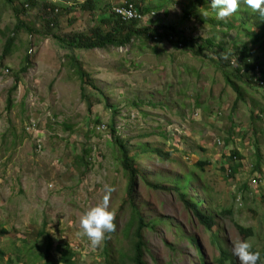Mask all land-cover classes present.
<instances>
[{"label": "rangeland", "instance_id": "obj_1", "mask_svg": "<svg viewBox=\"0 0 264 264\" xmlns=\"http://www.w3.org/2000/svg\"><path fill=\"white\" fill-rule=\"evenodd\" d=\"M23 1L15 0L20 10ZM45 1L58 10L54 14L62 28L61 36L95 24L89 15L77 12L76 6L85 0ZM106 2L118 6L125 0H98V7ZM146 4L164 9L139 22L138 27L151 22L162 31L172 25L186 35L211 38V23H206L203 30L194 19L178 24L193 0H146ZM66 7L71 11L65 14ZM26 8L21 12L22 20L34 33L17 36L11 52L2 57L16 21L11 8L0 2V230L7 232L0 235V249L5 253L4 261L44 264V254L56 260L59 249L69 246L74 264H104L100 253L104 241L100 248L93 249L86 237H77L76 233L81 231L84 213L102 202L105 185L114 189L109 210L115 212L116 224L106 240L115 245L114 252L119 248L130 250L123 231L132 208L125 203L127 177L110 136L112 118L116 135L127 142L129 150L141 144L171 154L168 162L152 153L139 159L137 165L145 180L168 188L174 178L191 174L187 194L202 200L199 207L215 222L211 230H205L177 192L153 190L139 179L131 195L132 204L146 220L156 223L152 231L142 232L148 264H217L219 249L212 244L217 240L232 255L233 245L246 240L261 255L264 82L259 89L245 86L239 97L213 66L190 53L183 56L167 40L154 41L156 52L152 50L153 41L143 38L108 51L63 48L41 34L43 18L48 16L36 8ZM202 8L206 14L211 11L209 4ZM232 21L236 24L239 19ZM240 30L232 28L225 40L251 47L245 33L250 28L243 26ZM252 52L264 63L263 52L255 47ZM26 58L31 65L26 73L19 74V83L11 91ZM73 60L95 87L87 90V100L81 98ZM255 76L261 80L257 69ZM232 151L242 156L238 160L242 168L229 178L228 170L221 169L232 165ZM198 162L207 164L199 167ZM257 163L259 170L254 172ZM224 209H230L232 216L222 215ZM235 224L251 228L253 236L243 237ZM43 227L45 234L39 237ZM190 238L196 240L198 248ZM233 258L241 264L236 256ZM4 261L0 264H6Z\"/></svg>", "mask_w": 264, "mask_h": 264}, {"label": "trees", "instance_id": "obj_2", "mask_svg": "<svg viewBox=\"0 0 264 264\" xmlns=\"http://www.w3.org/2000/svg\"><path fill=\"white\" fill-rule=\"evenodd\" d=\"M125 1L133 4L134 8L138 12L143 13V15L154 11L158 12L164 9L160 5L151 7L146 4V0ZM202 1L203 0H193V4L190 7L191 11L183 14V17L179 19L178 24H184L186 20H190L192 18L191 15L194 14V10L198 5L202 4ZM0 2L11 8L13 11V17L16 21V25L13 30V37L8 36L6 38L2 57L7 56L11 52L12 44L14 40H17V36L23 33H26V35H32L34 33V30L31 27L28 28V25L22 20L23 14H21V12L27 11L26 7H30L36 8L43 16H48L47 18H43L41 31L43 37L50 40L54 39L59 42L63 48H69L70 50H82L85 52H91L94 50L108 51L113 48H123L129 46L132 44L134 39H149L152 40L153 43L158 39L167 40L172 47L179 49L183 56L190 53L195 58H198V60L213 66L215 72L221 75L223 82L230 86L239 97L241 96L240 90L245 88V86L251 85L254 89H259L258 86H263L262 81L264 82V69L262 66L264 64H257L256 61H253V64H248L247 62H250L248 60L249 50L245 49V52L239 53L241 56H237L238 48L234 44L228 43L225 40L227 33L232 28H237V25H235L232 20L239 19V22H237L238 26H247L252 29V32L254 29L257 30L256 34L253 32L251 35L253 38L251 40L252 44L256 45L261 42L260 48H264V16H261L259 12L253 10L249 6H246L244 2L240 3V7L236 13L222 20L217 18L212 9L210 14L207 16L195 14L194 17L199 19L203 27H205L204 25H206V23H211L209 24V28H211L210 32L212 36L208 40H204L203 38L194 36L193 34L186 35V32L178 31L177 28L172 25L167 29L160 31L157 29V26L152 25L151 22L146 23V25H148L146 27H138V21L124 23L114 15L112 6H110L109 3L106 2L102 8H99L98 0H85L83 3L76 6L77 12L80 13V16L81 14H87L95 21V24L92 27L85 29L82 32H72V34L61 36L60 32L62 28L59 24V19L54 14L58 10L55 9L53 4L46 2L45 0H25V2L23 1L21 3L22 10H20L15 6V0H0ZM69 11H71V9L66 7L64 13L66 14ZM98 13H101V15H97ZM202 14L206 13L204 12ZM77 18L78 17H76L75 20ZM219 28H222V30L218 31ZM152 50L154 52L157 50L155 43ZM73 63L76 69L75 72L80 80L81 98L83 100H87V90L89 88L95 90V87L92 83L87 81L88 75L84 72L79 63L74 60ZM30 65V61L26 58L24 60V65L14 77L15 85L11 91L15 90L17 84L19 83V74L26 73ZM255 68H258V71L261 74V80L256 78ZM239 81H241V84L238 83ZM169 103H171V101H169ZM167 106L168 105L165 104V107ZM88 110H91V104H88ZM115 115L116 112H113V117H115ZM254 117L255 116L253 115L252 118ZM113 121L114 118H112L110 124V136L112 138V143L118 149V159L120 161L121 168L127 177L125 203H128L132 208L131 217L127 223V227L123 231L124 237L130 241V250L124 251L122 248H119L116 252H114L115 245L111 246L108 239H105L103 247H99L101 249L100 253L104 258V264H148L144 259L146 253L148 252V248L142 238V232L143 230L152 231L156 223L146 220L141 215L138 208L132 204L131 195L136 184L139 182V179H142V181L153 190L159 191L171 189L177 192L178 197L183 202L184 206L192 213L198 222L203 225L205 230H211L215 226V222L211 214L202 211L199 207V205L203 204L202 200H197L195 197L188 196L187 189L190 188L193 180L190 176L191 174L184 175L180 178H174L170 181L172 187L168 188L160 185V183H151L149 180L146 181L145 178L147 179V177L142 174L138 168V160L148 158L146 157V154L152 153L156 157H159L160 160L168 162L171 154L164 152L161 149H151L147 145L144 147L141 144L137 145V148L129 150L127 142L124 139H120L116 135L115 123L113 124ZM29 126L31 127L32 125ZM251 129H253V126ZM227 142L228 141L226 140L225 143L227 144ZM256 153L257 160L259 162L260 155L258 151ZM241 159L242 156L239 152L232 151L229 157V160L233 162L232 165H230L228 169L224 170L222 168L221 170H228L229 178H233L242 168V164L238 161ZM206 164V162H198L197 166L203 167ZM254 168V172H258L259 163H257ZM203 192L205 191L203 190ZM221 214L232 216L230 209H224ZM235 227L239 234L243 235V237L249 238L253 236L251 228L246 229L248 227H242L237 224H235ZM6 234L7 232L4 229L0 230V235ZM44 234L45 229L43 227V229L38 233V236L42 237ZM189 241L194 248H198V243L195 239L190 238ZM34 244L35 247L36 241ZM212 244L215 248L219 249V258L215 260L218 264H236L235 259L231 254H229L228 250L222 248V241H212ZM59 250L61 253L56 260L51 259L49 253H46V255L44 254V264H74V252L69 246L62 251L61 249ZM253 250L257 251L254 248ZM198 253L200 254L199 251ZM261 255V259L257 262V264H264V252ZM4 257L5 253L0 249V261H4ZM200 260L203 263V259L200 258ZM5 263L17 264L13 263L12 259L7 260Z\"/></svg>", "mask_w": 264, "mask_h": 264}, {"label": "clouds", "instance_id": "obj_3", "mask_svg": "<svg viewBox=\"0 0 264 264\" xmlns=\"http://www.w3.org/2000/svg\"><path fill=\"white\" fill-rule=\"evenodd\" d=\"M241 2L242 3L244 2L246 4V6H249L253 10L259 12V14L261 16H264V0H203L202 4L194 10V14L191 15V17H192L191 19H194L195 21L200 23L199 19L195 18L194 16H195V14H200V15H205V16L209 15L210 13L209 14H202L204 12L206 13V11H203L202 6L209 4L211 9L215 12L217 18L222 20V19L229 17L232 14L236 13L238 8L240 7ZM129 6H131L134 9V11L138 15V17L135 19L124 20L121 15L117 14L116 10L117 9H126V8H129ZM190 7H191V4H190ZM112 9H113L114 15L116 17H118L121 21H123L124 23L130 22V21H138V23H139V22L143 21L145 18H148V17L151 18V17H154L156 15L155 11L143 15V13L138 12L134 8L133 4L128 3L126 1L122 5L112 6ZM190 11L191 10L189 9V12ZM57 12L58 11H56V13ZM235 25H237L236 30L241 31L240 26H238L237 23ZM203 29L204 28H202V30ZM253 32H254V34H256L257 30L254 29ZM253 32H252L251 28L249 31L245 32L247 37H248V42L250 43L251 47L248 46V43H244L240 47L235 43H233V44L238 48L237 56H241V55H239V53L245 52V49L249 50V53H248L249 59L248 60L250 62H247L248 64H253L254 63L253 61H256L257 64L262 65L264 63L260 62L259 58H256L254 56V52H252V50L255 47L257 49V51H261L264 53V48L263 49L260 48L261 42L256 44V45L252 44L251 40L253 38L251 35L253 34ZM126 47H128V46H126ZM123 48H125V47H123ZM113 49H115V48H113ZM118 49H121V48H118ZM255 69L258 70V68H255ZM234 105H236V104H234ZM27 131H28V129H27ZM113 190L114 189L111 186L105 185L104 186L105 195L103 197L102 202L97 204L95 207H91L86 213H84V215L80 219L81 231H78L76 233V235H77V237H86L88 239V241L90 242V246L93 249L98 248L102 244V242L106 239V235L113 233L116 229V224L114 222L115 221V212L109 210V198H110V195L113 192ZM222 248H224V247L222 246ZM232 252H233V255L239 259L241 264H257V262L261 259L260 252L254 251L252 249V245L249 242H247L246 240H241V241L236 242L233 245ZM229 254H231V253H229ZM235 262H236V264H238V262L236 260H235Z\"/></svg>", "mask_w": 264, "mask_h": 264}, {"label": "built area", "instance_id": "obj_4", "mask_svg": "<svg viewBox=\"0 0 264 264\" xmlns=\"http://www.w3.org/2000/svg\"><path fill=\"white\" fill-rule=\"evenodd\" d=\"M116 12L117 14L121 15L124 20L135 19L138 17V15L131 6L126 9H117Z\"/></svg>", "mask_w": 264, "mask_h": 264}]
</instances>
